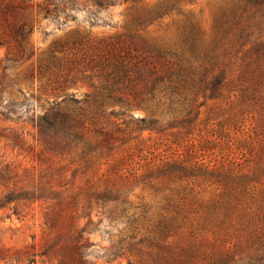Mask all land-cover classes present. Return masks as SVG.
<instances>
[{
  "label": "trees",
  "instance_id": "trees-1",
  "mask_svg": "<svg viewBox=\"0 0 264 264\" xmlns=\"http://www.w3.org/2000/svg\"><path fill=\"white\" fill-rule=\"evenodd\" d=\"M191 1L0 0V118L32 128L0 127L29 162H0V210L43 223L0 264H94L95 232L126 264H264V0H221L208 31ZM174 15L173 38L143 33ZM45 20L63 32L40 47Z\"/></svg>",
  "mask_w": 264,
  "mask_h": 264
},
{
  "label": "rangeland",
  "instance_id": "rangeland-1",
  "mask_svg": "<svg viewBox=\"0 0 264 264\" xmlns=\"http://www.w3.org/2000/svg\"><path fill=\"white\" fill-rule=\"evenodd\" d=\"M149 4H152L158 0H147ZM221 0H192L191 2H182V8L193 12L195 18L199 21L201 27L205 30H209L212 13L218 6ZM127 6L128 3L120 5H114L108 7L105 11H100V17H103L108 24L103 26H95L93 29L95 32L104 35L115 34L124 29V24L127 19ZM84 14L81 13L78 16L79 20H82ZM180 16L174 15L173 17H167L160 23L149 25L145 28L143 33L148 37H159V38H173L177 30V22ZM69 24H73L72 21ZM53 30L52 34H45L44 30ZM63 30L55 28V24L45 20L42 22L40 28L36 29L33 33V41L40 47L46 46L51 39L61 34ZM0 50V54L2 53ZM25 90L35 95V98H31L29 102L37 105L43 102L45 96L40 94L37 90V82H33L29 86H24ZM73 91L77 94H82L90 90L87 83H76ZM39 99H36V96ZM134 114L143 115L145 111L142 109H133ZM21 118L17 122L10 120H4L0 118V127L15 126L17 131H23L26 136H30L32 132L31 125L27 122L22 121V118H26V113H21ZM0 131H8L0 129ZM30 138V137H29ZM17 148H13L8 140L0 136V162L4 163L10 161L13 163H23V165H29L27 158H23V154L18 153ZM42 218L40 213V207L35 204L22 219L16 217V215L8 214V210H0V243H4L9 246H22L27 243L37 242L40 238L42 231ZM91 238L95 241V244L91 248V259L94 264H126L124 259H110L103 251V246L107 244L105 233L95 232L91 235ZM31 264H47V262L41 257L37 256L36 260Z\"/></svg>",
  "mask_w": 264,
  "mask_h": 264
}]
</instances>
